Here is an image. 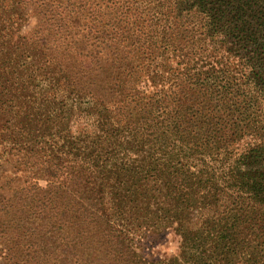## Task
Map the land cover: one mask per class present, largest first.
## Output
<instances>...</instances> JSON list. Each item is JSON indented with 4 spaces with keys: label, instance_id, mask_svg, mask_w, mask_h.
Here are the masks:
<instances>
[{
    "label": "trees",
    "instance_id": "16d2710c",
    "mask_svg": "<svg viewBox=\"0 0 264 264\" xmlns=\"http://www.w3.org/2000/svg\"><path fill=\"white\" fill-rule=\"evenodd\" d=\"M0 264H264V0H0Z\"/></svg>",
    "mask_w": 264,
    "mask_h": 264
},
{
    "label": "rangeland",
    "instance_id": "374dc122",
    "mask_svg": "<svg viewBox=\"0 0 264 264\" xmlns=\"http://www.w3.org/2000/svg\"><path fill=\"white\" fill-rule=\"evenodd\" d=\"M80 121L82 120H78L73 124L74 131L79 127ZM245 145L246 140H242L235 145L234 150L236 152L242 151ZM136 240L135 245L137 250L148 260L169 258L177 255L179 252L180 237L171 227L161 231L157 238H150L145 233L142 237H137Z\"/></svg>",
    "mask_w": 264,
    "mask_h": 264
}]
</instances>
